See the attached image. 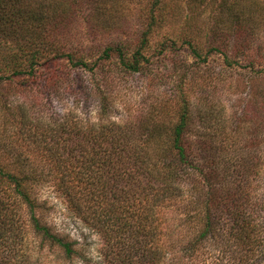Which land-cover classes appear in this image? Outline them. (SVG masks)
Instances as JSON below:
<instances>
[{"label": "trees", "instance_id": "obj_1", "mask_svg": "<svg viewBox=\"0 0 264 264\" xmlns=\"http://www.w3.org/2000/svg\"><path fill=\"white\" fill-rule=\"evenodd\" d=\"M198 1L205 7L215 5L214 32L220 40L232 43L211 45L202 55L187 42L191 57L205 64L209 54L216 53L231 66L230 49L238 56L256 50L259 60L251 62L254 69L264 54L253 45L260 37H254L250 26L264 25V0ZM118 2L0 0V87L14 84L16 78L33 76L42 64L67 58L93 80L87 97L98 99L95 106L100 119H107L108 102L97 95L104 84L100 76L105 77V63L90 62L83 54L78 57L68 39L80 27L83 34L87 31V37L94 38L98 24L89 19L107 13ZM165 2L148 0L147 23L133 45L119 43L118 35L110 37L104 52L107 60L109 52L113 53L122 72L137 74L149 62V39L167 21L162 13ZM178 12L174 17L182 16ZM199 17L192 14L184 23L196 20V27ZM222 27L227 30H220ZM258 74L264 82V69ZM193 76L184 83L193 86ZM252 95L246 115L233 117L229 136L241 135V123L253 114L257 116L254 130L260 143L246 140L240 154L228 160L220 155L214 162L209 156L212 143L200 137L215 125V132H225L231 118L224 110L193 113L185 94L181 95L175 124L149 122V112L135 123L90 124L81 109L83 100L75 99L71 107L78 113L52 119L47 143L45 130L41 131L39 137L61 170L59 183L70 202L88 204L94 225L106 238H113L106 254L112 255L108 264H161L176 248L181 255L169 264H179L178 260L189 263L204 256L206 260L200 264H264V185H258L264 182V89ZM200 99L201 106L208 102ZM238 100L242 102V98ZM212 103L214 106L213 99ZM214 115L215 125V120H210ZM195 116L204 118V129L194 126ZM24 121L23 125L29 124ZM34 127L39 131L40 121ZM256 144L259 153L251 150ZM13 160L10 163L0 157V264H29L28 234L39 240V251L47 247L63 263H72L79 256L76 243L56 233L38 214V187L47 177L34 170L21 171L17 169L19 158ZM74 182L85 186L77 187Z\"/></svg>", "mask_w": 264, "mask_h": 264}, {"label": "rangeland", "instance_id": "obj_2", "mask_svg": "<svg viewBox=\"0 0 264 264\" xmlns=\"http://www.w3.org/2000/svg\"><path fill=\"white\" fill-rule=\"evenodd\" d=\"M192 1L166 0L162 13L167 21L153 31L146 49L149 62L137 74L122 72L113 53L109 52L111 58L107 60L104 50L110 37L114 35L119 36V43L120 40L128 43L127 45L136 42L139 32L147 23L148 0H120L107 13L94 15L89 19V22L98 24L94 38L87 37V31L83 34L80 27L68 39L69 47L78 50L75 53L78 57L83 54L90 58V62L98 61L101 65L105 63L102 71L105 72V77L100 74L104 84L97 95L100 98L105 97L108 102L110 115L107 119H100L95 106L98 99L93 100L90 95L87 97L93 80L90 81L89 74L80 66L70 63L67 58L42 64L35 69L33 76L16 78L14 84L0 87V157L8 159L10 163L18 157L17 169L34 170L47 177L38 187V214L56 233L76 243L79 256L70 264H108L112 255L106 254L110 248L109 243L114 242L113 238H106L94 225L88 204L80 203L78 206L70 202L64 193L63 185L59 183L61 170H58L55 158L48 151L49 146H45L39 137L41 131L45 130L47 143L52 119L60 118L69 112L78 113L71 107L75 99L83 100L81 109L89 117L90 124H98L100 121L135 123L139 116L147 112L150 114L149 122L175 124L181 107V95L185 94L189 95L193 113L196 110L200 113H217L224 110L225 116L232 119L228 121L225 132L223 130L217 133V115H214L210 120H215V128L206 130L205 137H200L206 140L207 144L212 143L209 156L214 162L222 156L224 160H228L240 154L246 146V140L253 139L260 143V135L254 130L257 116L253 114L248 116L251 119L246 118L241 123V135L230 137L229 133L234 127L235 114L246 115L249 97L257 94L261 88L264 89V82L258 74L264 69V59L259 64L255 63L254 69L251 62L259 60L256 50L238 56L236 50L230 49L227 54L231 66H228L223 56L216 53L209 54L205 64L193 59L185 44L187 42H191L205 55L211 45L222 46L232 43V40H220L214 32L215 5L205 7L204 4L200 5L198 0V3ZM172 10L179 11L182 16L174 17L177 13ZM192 14H200L196 27L193 24L196 20L187 23L188 25L184 23ZM191 24L193 26L190 27ZM220 30L225 31L227 27ZM250 30L254 37L259 35L260 38H255L253 45L259 46L264 54V25L250 26ZM193 73L196 74L193 76ZM188 76H193V86L186 85ZM105 79H108V82ZM176 96L178 98L174 99ZM201 97L208 101L204 102V106L200 105ZM239 98H242V102ZM212 99L215 101L214 106ZM12 114L15 116H11ZM24 119L28 120L29 124L23 125L22 123L26 122ZM38 121L41 125L39 131L34 127ZM192 122L197 128L204 129V118L195 116ZM261 147L264 150L263 144ZM251 150L253 153L261 151L258 144ZM74 185L85 186L84 183L77 182H74ZM258 185H264V182ZM27 239L30 249L29 264L63 263L47 247L39 251L36 247L39 240L32 234H28ZM177 251L176 248L167 253L161 264H169L173 258L177 259L181 255ZM204 257H194L189 263L179 260L178 262L200 264L206 260ZM172 264H175V261Z\"/></svg>", "mask_w": 264, "mask_h": 264}]
</instances>
